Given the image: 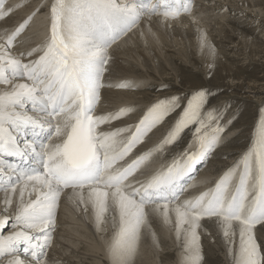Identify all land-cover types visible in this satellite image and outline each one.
I'll return each mask as SVG.
<instances>
[{
    "label": "snow or ice",
    "instance_id": "snow-or-ice-1",
    "mask_svg": "<svg viewBox=\"0 0 264 264\" xmlns=\"http://www.w3.org/2000/svg\"><path fill=\"white\" fill-rule=\"evenodd\" d=\"M44 7L37 5L14 27L0 28V84L6 86L0 91V190L5 210L15 205L9 235H3L9 218L0 219V257L7 264H46L67 190L74 209L91 216L98 233L111 229L105 249L110 264H132L146 234L156 242L157 223L174 227L183 249L180 264H201L198 230L204 220L219 228L232 264H264V245L254 234L257 226L264 230V119L250 147L211 187L185 196V180L220 145L225 131L222 109L211 106L210 90L165 95L134 123L126 122L131 107L98 111L105 87L134 86L106 83L113 46L145 14H161L165 20L191 14L188 0L152 5L144 0H51L44 37L33 43L24 33ZM14 10L0 0V21ZM199 44L214 56L202 32ZM158 91L170 92L167 85ZM165 123L162 137L144 148ZM186 133L187 145L172 152ZM157 159L159 166L152 168ZM29 186L35 199L25 200Z\"/></svg>",
    "mask_w": 264,
    "mask_h": 264
},
{
    "label": "bare ground",
    "instance_id": "bare-ground-1",
    "mask_svg": "<svg viewBox=\"0 0 264 264\" xmlns=\"http://www.w3.org/2000/svg\"><path fill=\"white\" fill-rule=\"evenodd\" d=\"M22 1L23 0H18L15 3L13 0L7 1V5L13 6L15 10L11 14L10 18L4 21L6 26L10 27L11 24H19L37 5L42 4L41 2L44 0L36 1L33 4H26V2L22 4ZM224 6H226L227 10L222 11L221 9ZM192 9L191 14L186 13L187 15L180 17L179 19L178 17L169 19L171 21L165 20L163 17L140 18L138 25L130 31L126 37L122 38L117 45L113 46L112 53L114 64L112 75L108 77L106 83L115 84L121 81H129L132 82L134 86L129 89L105 87L103 89V101L100 105H98V111L112 110L119 107H131L133 111L129 114V118L126 122L134 123L140 116L143 115L148 106L159 99V97H162V93L154 94L153 92H150V89L159 88L161 83L168 81L172 78V75L178 79V69H176L173 64V61L176 59H181L183 62L186 61L188 65L198 64L200 69L195 72L198 74H205L206 71L209 70V64H211V72L215 76V80L217 81L216 84L218 86H222L221 83H225L226 88L234 91V95L242 101H256L258 111L259 107L264 103V87L259 86V79L246 81V83L241 80L240 76L237 74L238 72L234 69L235 67L233 68V66L230 65L228 59H237V57L241 56V54L239 56L236 53H233L234 48L241 50L244 49V57L252 59L250 63H252L256 58L262 63L264 68V48L256 47L257 45L249 41L247 39L248 37L246 38L243 32L241 33V31L234 28V26H230V24H245L247 27H250L248 23L253 24L254 22L259 21H263L264 24V0H196L195 7H192ZM247 18L250 19L249 22H247ZM45 21L46 16L38 14L32 20L31 25L24 33V36L30 37L33 43H37L42 40L46 30ZM2 27H5V25L0 24V28ZM263 31L264 30H260L259 33L264 34ZM201 32L206 36L208 43L214 47V56L209 53L207 48L202 49L200 47L199 36ZM168 37H170L171 40H168ZM241 42L243 43V46L241 45ZM230 44H232L233 47L228 48ZM155 48L162 51L159 55L161 59L152 58V55H154L153 49ZM167 51L170 53L168 54ZM220 80L222 81L221 83ZM229 81H232V83L236 82L237 85L234 86L231 84L230 86ZM14 82L23 83L25 81L16 80ZM198 87L199 85L191 88L194 90V88L196 89ZM5 88V85L0 84V91L5 90ZM220 102L222 103L223 101ZM230 115V113L226 114L224 116L225 119H223L225 121L223 122H226V119H228ZM251 117L252 115L245 118V120H248ZM170 122L171 121L168 123ZM226 126L227 125L225 124V127ZM167 128V123L158 126V128L150 134V138L144 145V148L150 147L157 142V140L162 137L161 135L165 133ZM240 132L241 130L238 131L236 139L234 140L231 138V140H229L232 133H229L228 137V133L225 135L222 134L219 148L214 151L211 159L207 162L204 167L205 171L194 178L193 183L190 184L191 187L185 193V196H191L193 193L197 194L202 192L204 187H202L200 183L204 184L205 181L208 183L209 179L212 180V178H215L222 172L223 169L232 165V163L237 159H234L235 157H231L232 155L236 156L238 153L241 154L248 148V146H244L245 148H235V143L240 141V135L242 134H240ZM186 141L187 137L182 142ZM184 147L185 146L177 152L182 151ZM151 167L156 168L152 165ZM4 174L9 175V172L5 171ZM17 188V192L13 194L14 200L19 199V185ZM29 192H32L31 186L26 188L24 199H35V193L32 192L31 197H29ZM4 197L5 193L2 190L0 191V219H4L5 217L9 218L8 226L3 229V235H9L12 231H14L11 227L13 222L11 218L15 215V205L8 207L7 210H5V205L3 203ZM73 208V204L68 200L66 190V192L62 194L60 201L57 227L52 234L53 240L49 251L46 252V264H78L75 259L82 256L81 254L84 253V250L78 248L76 237L79 236L78 233H81L80 237H84V240L87 234H85V231L90 233L94 231L93 234L95 235L91 234L90 236H93L94 239H97L102 246L105 245L106 247V240L104 237H100L101 234L98 235V232L94 227L92 217L88 216V222L84 223L76 217L75 213H73ZM201 224L202 226L198 230L200 234V250L203 249L205 252L207 251V254L221 252L228 255L227 248L224 244L223 236L219 228L208 220L202 221ZM157 228L158 230L155 231L156 242L153 241L150 234H146L139 244L138 251L133 257V261H136L139 264H153L154 261L151 260V253L159 251V246L161 244H166V241H168L172 235H175V231L171 233V230H174V227L172 226H165L162 223H158ZM254 234L257 237L258 242L263 244L264 230L257 226L256 229H254ZM88 238L89 236L87 239ZM91 238L92 237L89 239ZM84 242L85 241H83V243ZM176 245L178 246V249H175L181 251L180 253H183L182 249H179V246L181 247V243H179V245L177 243ZM23 248V244L18 246V252L21 256H24ZM162 250H164V248ZM224 257L223 258L226 260L230 259L229 255ZM24 258L26 261L30 260V257ZM228 261L227 263H231ZM0 264H7V262L4 258L0 257Z\"/></svg>",
    "mask_w": 264,
    "mask_h": 264
},
{
    "label": "rangeland",
    "instance_id": "rangeland-1",
    "mask_svg": "<svg viewBox=\"0 0 264 264\" xmlns=\"http://www.w3.org/2000/svg\"><path fill=\"white\" fill-rule=\"evenodd\" d=\"M13 1L15 3L18 0H13ZM36 1H39V0H23L21 3L23 4L24 2H26V4H33ZM44 1L41 2L42 4L45 5L43 11L40 13L42 15H45L44 13L47 12V6L51 2V0H44ZM195 2H196V0H195ZM195 2H193V5L191 7H193V8L195 7ZM185 15H187V14H184L182 16H178V19L180 17H184ZM153 17H160V16H153ZM249 20L250 19L247 18V22H249ZM169 21H171V20H169ZM45 23H46V21H45ZM0 24H4L6 26L4 21H1ZM248 24L250 27H247L245 24H236V25L230 24V26H234V28H237L239 31H241V33L243 32L244 35L246 36V38L248 37L247 39L249 41H251L252 43L257 45L256 47L264 48V34L259 33L260 30H264L263 21L254 22L253 24L252 23H248ZM15 25L16 24H11L10 27H14ZM167 39L171 40L170 37H168ZM242 44L243 43L241 42V45ZM230 47H233V45L230 44V46L228 48H230ZM170 50H173V49H170ZM161 52L162 51H160L156 48L153 49L154 55H152V58L153 59H155V58L161 59L159 56ZM167 53H168V51H167ZM233 53H236L239 56L241 54V56L237 57V59H235V58L228 59V61L230 62V65L233 66V68L235 67L234 69H235V71L238 72L237 74H238V76H240L241 80L245 81V83H246V81H254L255 79H259V82H258L259 86L264 87V68L262 66V63L260 61H258V59H256V58L254 59L255 61L253 60V62L250 63L252 59H249L248 57H244V49L241 50L238 48L237 49L234 48ZM180 60L176 59L173 61L175 68L178 69V73H179L178 79L175 78L174 75H172V78H170L168 81H166V82L164 81V83H161V85H167L170 92L158 91V89L160 87L159 88H152L154 90L150 89V92H153L154 94L162 93V97H163L165 95L174 94V93H180L181 95L188 94V93L193 91L192 90L193 88H191V87L197 86V85H199V87H204V88L210 90L209 98L211 100V106L222 109V112H221L222 124L224 123L223 127L225 128V131L222 134L225 135L228 133L227 134V137H228L229 133H232L229 137V140H231V139L234 140V139H236V135H237L238 131L241 130L240 134L241 133L242 134L240 135V141L239 142L237 141L235 143L236 144L235 148H243L244 146L250 147V142L255 135V129H256L259 121L264 119V103L262 105L260 104L261 106L259 107V109L257 111L258 106L256 105L257 104L256 101L252 100L250 102H246V101L240 100V98H238L236 95H234L235 94L234 91L227 89L225 86V83H221L222 82L221 80H220V83L222 84V86H218L216 84L217 81L215 80V76L213 75L212 72H210V78H209V70L206 71L205 74L204 73L203 74L195 73L196 71H198L200 69L198 64L188 65V63L186 61L183 62V60H181V61ZM155 63H156V61H155ZM239 82H242V81H239ZM227 83H228V81H227ZM231 84L234 86L237 85L236 82L232 83V81H229L230 86H231ZM260 84H262V85H260ZM234 88H237V87H234ZM159 98H161V97H159ZM227 98H228V100H227ZM220 101H223V102L221 103ZM218 104H221V105H218ZM225 113L226 114L230 113L231 115L228 119H226V122H223V121H225V120H223V119H225V117H224L226 115ZM250 115H252V117L249 118L248 120H245V118H248ZM229 121H230V123H229ZM225 124L227 125L226 127H225ZM186 137H187V141L186 142L181 141L178 146H176L172 149V150H174L172 152H177L178 150H181L183 146L187 145V142L190 139V135L186 133L184 135V139ZM219 146L215 150H217L219 148ZM215 150H213V152L210 154V159H211ZM239 155H240V153H238L236 156L232 155L231 157H235L234 159H236ZM157 161H159V159H157L156 162ZM160 162L161 161L157 162L156 166H155V163L152 164V166L158 167ZM196 168L199 169V167H196ZM220 174H218L215 178H212V180L209 179L208 183L206 181H205V183L203 182L204 184L200 183V185H202V187H204L202 191L206 190L208 188V185H209V187H210V185L212 186L213 181H215ZM206 184H207V186H206ZM72 211H74L73 213H75L76 217L79 218L81 221H83L84 223L88 222V218L85 217L82 213L77 212L74 208ZM157 227H158V223L155 226V228H156L155 231L158 230ZM91 228L93 229L92 226H91ZM93 232L90 233V232L85 231V234L86 233L87 234H86V238L84 240H83L84 237H80L81 233H78L79 236L76 237L77 242H78L77 245H78V248H81L82 250H84V253L81 254L82 256H79V258H77L75 260L77 261L78 264L79 263L80 264H110L109 257L107 256L106 251H105V249H106L105 245L102 246L97 239H94L93 236H90L91 234H93ZM172 232H174V230H171V233ZM99 234L100 233H98V235ZM108 234H111L110 228H109V231L107 233L103 234L104 236L101 234L100 237H104V239L107 241V239L110 236ZM93 235H95V234H93ZM88 236H89V238L90 237H92V238L91 239L88 238L89 239L88 240L87 239ZM79 237H80V239H79ZM169 240H168L169 242L166 241V244H161V245L159 244L160 245L159 251H154L153 253H151L152 254L151 260L154 261L153 264H180L182 253H180L181 251H178L175 249V248L178 249V246L176 244L178 243V245H179L180 241L176 240L175 235H172ZM83 241H85V242L83 243ZM85 243H86V245H85ZM89 243H90V245H89ZM94 243L96 244V246ZM91 244H93V245H91ZM171 244H172V246H171ZM261 245H264V243ZM170 246H171V248H170ZM86 247H88V248H86ZM95 247L97 248V250ZM49 248L46 250V252L49 251ZM163 248H164V250H162ZM179 249H182V248L179 246ZM200 251H201V256H202L201 264H231L232 263V258L229 257L230 259H227V260L224 259L225 258L224 256H228V255L223 254L221 252H215L214 254H207L208 252L207 251L205 252L203 249H201ZM155 252L156 253L158 252V253L156 254ZM182 252H183V249H182ZM179 254H180V256H179ZM222 255L224 258L222 257ZM88 256H89V258H88ZM228 260H230V261H228ZM227 261L231 262V263H227ZM56 264H58V263H56ZM132 264H139V263L136 261H133V259H132Z\"/></svg>",
    "mask_w": 264,
    "mask_h": 264
}]
</instances>
